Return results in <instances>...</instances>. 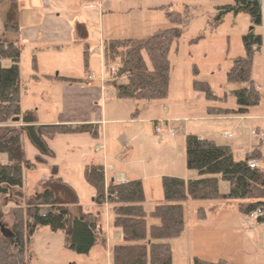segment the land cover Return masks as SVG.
Instances as JSON below:
<instances>
[{
    "label": "trees",
    "instance_id": "obj_1",
    "mask_svg": "<svg viewBox=\"0 0 264 264\" xmlns=\"http://www.w3.org/2000/svg\"><path fill=\"white\" fill-rule=\"evenodd\" d=\"M234 6L220 10L217 25L227 13H244L251 19L252 31L243 37L245 57L234 60L227 74L229 83L244 87L233 91L235 108L225 107L226 97L217 96L208 83L195 81L194 88L211 103L208 112L212 117L248 116L251 110L262 105L264 96L260 86L253 80L255 56L264 50V0H232ZM171 4L159 8L172 26L162 29L144 39L112 40L105 44V66L115 68L111 74L118 99L165 100L168 97L171 65L169 55L173 43L187 19L181 13L170 12ZM17 5L7 15L5 31L18 33ZM262 28L263 33H255ZM77 42L84 47L85 65L88 69L90 47L88 33L81 23L76 25ZM201 39V38H200ZM199 40V39H198ZM198 40L191 41L197 44ZM23 48L18 42L0 41V196L6 203L13 202L11 209L14 224H3L4 213L0 212V264H27L29 247L40 228H49L53 233H63L67 248L87 256L98 245L106 243L102 213H86L80 205L76 190L58 175V167L42 180V192L28 199L24 206L25 170L36 171L47 165L51 152L45 139L58 135L89 134L101 138L98 125H48L35 126V112H23L21 108V71ZM33 70L38 72L36 58ZM198 71H196V76ZM33 79L38 80L34 75ZM49 80L69 84L83 83L81 79L47 77ZM122 82H118V81ZM218 104L223 106H218ZM24 125L18 128L20 122ZM28 134L39 152L35 163L26 159L24 135ZM264 141H259L252 152L241 161L235 159L229 146L201 139L196 135L186 138V165L195 171L198 178L186 180L163 177L164 202L156 205L150 213L145 209L146 193L140 180L126 183L111 182L106 185L102 166L90 165L85 169V180L95 190V201L100 206L109 204L111 226L122 233V242L111 249V264H173V249L170 241L180 238L185 230V206L188 201L215 202L239 201V211L248 217L257 212L264 223ZM6 156V161L1 160ZM255 160L261 168L251 169L249 162ZM221 183L229 186L228 193L221 192ZM251 200L245 204L243 201ZM47 209L48 211H44ZM204 209L198 211V219L206 220ZM152 222V223H151ZM2 225L9 231L3 232ZM193 264H230L225 260L207 262L194 259Z\"/></svg>",
    "mask_w": 264,
    "mask_h": 264
},
{
    "label": "rangeland",
    "instance_id": "obj_2",
    "mask_svg": "<svg viewBox=\"0 0 264 264\" xmlns=\"http://www.w3.org/2000/svg\"><path fill=\"white\" fill-rule=\"evenodd\" d=\"M169 2L170 0H129L127 6L132 7L134 3L135 7L144 10L143 13H138L141 24L149 23L139 37L146 38L160 29L172 27L164 20L163 11L158 9L147 11V8ZM169 4L170 12L185 16L187 26L182 29L171 47L170 85L165 100L118 99L107 92L104 99L97 98L92 106H89L85 96L90 95L84 86H79L80 91L76 92L79 94H74V97L72 93L66 95L61 89L62 85L57 84L52 88L49 83L43 81V87L37 86L32 81V77L37 74L32 68L34 56L32 50L23 51L21 63L22 108L33 110L39 121L58 122L68 119L71 115L68 112L67 99L75 103L81 102V114L85 119H98L104 113L106 120L121 121L119 125L107 123V145L109 149L115 150L116 162L113 164L118 171L131 169L134 177L147 178L144 182L148 189V209L160 205L158 201L164 198L163 177L188 180L191 176H198L197 172L188 170L186 165L187 136L199 135L198 137L213 140L218 145L229 146L235 157H238L239 151L250 150L254 138L249 128L237 126L235 121L209 119L212 117L208 112L210 103L194 88L195 81L208 83L217 96L226 97V105L229 108L236 107L232 93L240 89L241 84L229 83L227 74L235 59L245 57L243 37L252 31L250 17L244 13L239 15L227 13L223 16V21L217 25L216 18L220 15V10L234 6L232 0H171ZM9 8V4L6 5L4 2L0 4V41L3 42H8L5 23ZM120 13L124 14V10L121 9ZM254 31L257 34L263 33L262 28H255ZM193 40H198V43L191 44ZM261 54H257L254 59L253 80L260 86L264 96V59ZM68 55L69 59L62 64V67L68 70H63V73L71 78L84 79L87 67L83 47L73 45ZM102 66L101 59L96 57L90 66L88 63L89 69L96 73V77L89 78L90 85L95 87L101 85ZM107 70L110 71L108 68ZM107 70L105 78L111 83L113 78L109 76ZM49 73L55 77L59 75V72ZM108 89L113 91L112 87ZM262 102L259 109H256L257 112H264V98ZM21 124L20 122L16 126L20 128ZM101 124L104 128V123ZM157 127L167 132L171 131L172 135L164 136L163 140H160L156 134ZM227 133L232 136L225 137ZM72 135H60L47 141L48 148L55 156L54 162L52 159L50 163L60 166L62 178L76 190L80 205L86 212L92 204L95 190L85 180L86 167L83 159L102 157V154L94 153V145L103 141L104 135L100 140H95L87 134L82 137L86 138V141ZM89 138L97 142L91 145L88 143L91 142ZM24 150L26 159L35 163L39 152L28 134L24 135ZM1 160L6 161V156H1ZM51 174V167H41L36 171L25 170L22 190L25 196L24 206L27 205L29 198L42 192L41 181ZM232 202L236 205L240 203ZM250 202L252 201H243L245 204ZM14 206L13 202L6 203L0 196V212L5 215L3 224L9 228L13 226L9 223L13 221L14 224L11 213ZM184 206L185 230L180 238L170 241L174 256L173 264H193L196 258L207 262L225 260L230 264H264V223H258L257 219H250L248 216H242V219L235 218L229 229L226 228L223 233L216 235L218 242H213L211 238L213 232L210 229L205 230L204 234L195 230L199 224L198 211L204 209L209 217L211 203L188 201ZM27 264H111V259L108 250L102 246L96 247L90 255H79L67 248L63 233H53L49 228H40L29 247Z\"/></svg>",
    "mask_w": 264,
    "mask_h": 264
},
{
    "label": "crops",
    "instance_id": "obj_3",
    "mask_svg": "<svg viewBox=\"0 0 264 264\" xmlns=\"http://www.w3.org/2000/svg\"><path fill=\"white\" fill-rule=\"evenodd\" d=\"M121 1L125 2L126 4H122ZM2 2L6 3V5L7 4L10 5V8L8 9L7 13L10 12L14 4L17 5V18H18L17 21L19 26V32L18 33L7 32V38H8V42H18L22 46L23 51L25 49L32 50L34 54L33 59L34 57L36 58V63L38 66V72L35 75L38 76L39 78L38 80H35L32 77V81L36 83L37 86H41V87L44 86V84H42L43 81L49 83L50 87L52 88L57 84L62 85L61 89L64 91V93L66 95L72 93L73 97L74 94H79L76 93L77 91H80L78 90L81 88L79 86L82 87L84 86L86 87L85 91L89 92L90 95V96H85L87 97L86 102L89 104V106H92L94 100H97V98L104 99V96L107 92L110 95L116 97L115 89L113 88L111 83H109V80L105 78L106 70H107L105 66V56H104L105 44L108 41H112V40L144 39L142 37H139V34L141 32H144L145 28L149 26V23L147 22H142L141 24V20L139 19L138 13H143L144 10L141 8L139 9V7H135L134 3L132 7L127 6L129 0H0V4ZM169 3H171V0ZM169 3L161 4L158 7L147 8V11L155 10V9L159 10L160 7L165 6L167 4L169 5ZM121 9L124 10V14L120 13ZM133 15H137V16H133ZM130 16H132V18H130ZM164 20H166L165 16H164ZM78 23L83 24L88 33V43L90 47L89 61H88L89 66L91 61L95 57L100 58L102 61L103 74L100 81L101 85L99 84L98 87L97 86L95 87V85H90L91 80H89V78L96 77L95 71L90 70L89 69L90 67H88L89 70L87 69L86 77L84 79H81L83 80V83L69 84L64 81L47 79V77L56 78L55 76H52L49 72H59L58 76L61 78L76 79V78L68 77L66 73H63V70H68V68L62 67V64H64V62H66L69 59L68 52L70 51L71 47H73V45L78 44L81 47H83L82 44L77 42L76 25ZM83 51H84V47H83ZM261 55L263 56L264 59V52H262ZM21 66H20V71L22 77ZM32 68H33V63H32ZM111 69L110 71L108 70L107 71L110 73ZM109 76H111V73ZM103 80H105V83H103ZM111 87L113 91H109L108 88ZM239 87L241 89L244 86L239 85ZM67 102H68L67 104H69V106L67 107L68 112L72 117L70 116L68 119L58 122H44L38 120V124L35 126L52 125L50 123H61L58 125H70V126L98 125L101 127V135L102 136L104 135L103 141H100L95 144V142L97 141L94 142V140L89 138L91 142L88 143H90L91 145L95 144L94 153L102 154V157L97 159L85 158L83 159L84 166L87 167L90 165H95V166L104 167L106 185H109V183L111 182L126 183L137 180L140 181L143 180L144 182L147 180L145 176L142 178L134 177L131 169L127 171H118L117 167L113 164L114 161L116 162V158H115L116 153L114 148L109 149L107 145L106 125L107 123H116L114 125H119V122L121 121L106 120L104 113L98 119L97 118L85 119L84 115L81 114L82 109H81L80 101L75 103L73 100L67 99ZM218 106H223V105L218 104ZM225 107L228 106L225 105ZM21 108H22V104H21ZM256 109H253L255 110L254 112L253 110H251L252 112L248 116H228V117L219 116V117H210L209 119L218 120V121H235L237 123L236 124L237 126L242 125L244 128H249L251 134H253L254 131L261 133L264 132V120H263L264 112L263 113L257 112ZM165 110L168 111L167 108H165ZM22 111L33 112V110H24L23 108ZM79 117H84V118L80 119ZM246 122L253 124H245ZM101 123H104V128ZM21 126L24 125L21 124ZM85 135L87 134H75L72 135V137H79V139L85 140L86 138H82ZM167 135L169 134L167 131H165V134L158 136L160 137V140H163V137ZM231 136L232 135L230 133H227L225 135V137L228 138ZM52 139L44 140L47 146H48L47 141H50ZM201 139H203V137H201ZM256 144L257 142L253 138L251 149L248 151H239V154L237 155L238 157H235V159L238 161L244 160L252 152ZM50 152L52 158L49 159V163L47 165L39 166L37 170H39L41 167L52 168L53 166H57L58 175L60 178H62L60 166L52 165L50 163V160L52 161V159L54 162V157H55L51 150ZM145 173L146 170H144V174ZM197 178L198 176L197 177L191 176L189 177L188 180H194ZM143 185L146 193V203L144 206L146 211L150 213L156 205H154L152 209L147 208L148 189L147 186L145 185V182ZM228 191H229L228 184L221 183V192L226 194L228 193ZM163 202H164V198L158 201L159 204H162ZM210 203L211 206L209 208V212L211 213V215L208 217V215L206 214L207 218L204 221H200L197 218L199 224L196 226L195 230L200 231L199 232L200 234H204L205 230L210 229V231L213 232V237H211L212 241L215 242L217 241L216 235L223 233L226 230V228L229 229L230 226L233 225L235 218L239 219L240 217V219H242L241 217L245 215H243L239 211L238 204L236 205V203L232 201H215ZM44 211L46 212L48 210L44 209ZM99 212L102 213L103 228L106 236V243L98 246H102L106 250H108L111 259V249L115 244L122 242V233L120 230L115 229L111 226V214H110L109 204L100 206L99 204L96 203L95 195H94L92 204L88 207L86 213H99ZM9 224L13 225V221L12 223ZM94 249L91 251V253L94 251Z\"/></svg>",
    "mask_w": 264,
    "mask_h": 264
},
{
    "label": "built area",
    "instance_id": "obj_4",
    "mask_svg": "<svg viewBox=\"0 0 264 264\" xmlns=\"http://www.w3.org/2000/svg\"><path fill=\"white\" fill-rule=\"evenodd\" d=\"M110 73L111 74L116 73V69L112 68ZM103 83H105V80H103ZM156 133L158 135H163V134H165V131H164V129L157 127ZM168 134L172 135V132L168 131ZM252 135H253V137H254V139L256 140L257 143L259 141H261V140L264 141V132H261L260 134H258L257 132H253ZM262 151L264 152V147L262 148ZM249 167L251 169H258V168H261V164L259 162L255 161V160H251L249 162ZM262 168L264 169V163L262 164ZM261 216H263V213L259 211V212L255 213V214H253L250 218L251 219H257V218H259Z\"/></svg>",
    "mask_w": 264,
    "mask_h": 264
},
{
    "label": "water",
    "instance_id": "obj_5",
    "mask_svg": "<svg viewBox=\"0 0 264 264\" xmlns=\"http://www.w3.org/2000/svg\"><path fill=\"white\" fill-rule=\"evenodd\" d=\"M14 122H15V123H18V122H20V119L17 118V119L14 120ZM2 230H3V232H5V231H9V229H5V227H4L3 225H2Z\"/></svg>",
    "mask_w": 264,
    "mask_h": 264
}]
</instances>
